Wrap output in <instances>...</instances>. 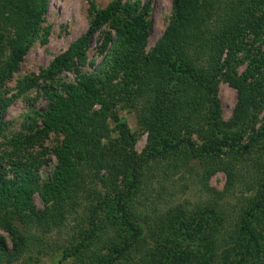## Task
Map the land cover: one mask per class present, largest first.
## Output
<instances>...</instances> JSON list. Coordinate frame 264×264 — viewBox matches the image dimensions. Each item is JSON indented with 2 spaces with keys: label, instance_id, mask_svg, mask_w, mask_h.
<instances>
[{
  "label": "trees",
  "instance_id": "1",
  "mask_svg": "<svg viewBox=\"0 0 264 264\" xmlns=\"http://www.w3.org/2000/svg\"><path fill=\"white\" fill-rule=\"evenodd\" d=\"M48 1L0 0V134L11 102L3 86L36 40ZM150 11V1L140 6L115 0L45 71L44 78L52 79L70 70L104 24L115 29L117 38L95 73L78 84L46 89L47 108L38 113L43 127L35 136L53 130L65 135L54 150L59 162L52 178L40 186L32 169L35 159L14 152L13 176L6 177L0 157V226L14 242L9 250L0 236V264L15 262L29 245L33 227L49 232L64 224L80 204V193L90 192L83 168L96 171L103 193L91 189L87 226L65 248L64 257H73L75 264H184L178 253L180 234L199 240L196 264H264V121L257 126L264 85L253 81L258 70L264 75V52L255 68L236 69L247 33L264 35V0H174L170 24L146 53ZM221 81L238 91L230 120L222 117ZM123 100L136 109L140 128L148 132L140 154L134 149L136 133L116 110ZM110 119L118 130L115 138ZM218 170L226 171L234 184L242 182L241 173H254L249 188L257 192L242 197L231 213L211 202L196 209L182 204L161 209L147 202L150 188L164 189L177 175L195 174L216 192L207 183ZM102 171L106 174L99 176ZM35 191L44 198V209L33 204ZM104 209L115 214L118 230L115 222L112 229L103 220ZM216 209L220 211L208 217ZM226 216H233L231 222ZM105 249L110 253L104 254Z\"/></svg>",
  "mask_w": 264,
  "mask_h": 264
},
{
  "label": "rangeland",
  "instance_id": "2",
  "mask_svg": "<svg viewBox=\"0 0 264 264\" xmlns=\"http://www.w3.org/2000/svg\"><path fill=\"white\" fill-rule=\"evenodd\" d=\"M115 0H49L48 10L44 14L42 28L32 43L23 59L19 62L17 69L7 78L3 86L4 96L11 99L3 113V121L6 127L0 134V157L6 165V177L13 176L12 152L19 153L22 158L30 156L35 159V167L32 169L38 173V183L43 186L46 181L52 178L57 169L58 157L55 148L61 144L65 135L55 130L41 137L36 135V131L43 127L39 114L47 108L48 100L46 89L49 87L59 88L61 84H78L85 79L87 74H92L105 62V58L114 39L117 38L115 29L108 22L104 24L89 40L84 58H78L72 64L70 70H63L52 79H45L44 73L51 63L58 56L65 53L75 42L82 39L88 32L97 12L106 9ZM151 2V11L148 16L149 28L148 39L145 52L149 53L163 35L165 29L170 24L173 15L174 0H122L123 3L144 5ZM125 20L124 15L121 16ZM112 37V40L110 39ZM245 45V46H244ZM243 48L239 50L236 58V69L239 73L255 68L257 60L264 52V35L256 37L248 32L244 40ZM9 50L4 51L2 59L8 58ZM258 70L253 81L256 84L264 85V75ZM37 79V80H35ZM35 81V82H34ZM29 82L33 85L29 86ZM118 83V79L114 84ZM218 97L221 104L222 117L230 120L233 116L238 100V91L227 82L221 81L219 84ZM260 110V126L264 121V100H262ZM100 105L96 104L95 108ZM116 110L128 123L131 132L136 133L137 140L135 151L140 154L148 143V132L140 128L137 120L136 109L132 108L127 101L123 100L116 106ZM111 136H118V130L114 122L110 119ZM197 138V137H195ZM23 142L16 146L18 140ZM246 140H249L247 134ZM106 141V140H105ZM108 141V140H107ZM19 151V152H18ZM18 157V156H17ZM264 158V156H263ZM79 166V165H78ZM77 166V167H78ZM86 176V188L81 192L80 204L66 216V220L61 227H56L49 232H43L33 227L32 236L28 233L29 245L23 250L19 257H16L12 264H75L73 257H64L65 248L69 246L85 229L87 224L85 218L88 211L89 199L92 190L103 193L102 182L97 178L96 171L82 169ZM106 174L102 171L99 176ZM254 173H248L243 177L241 173L237 184L230 183L226 171L218 170L209 179L207 185L216 192L209 191L204 187L203 181L195 174L184 177L177 175L174 180L168 181L165 188L156 186L154 190L147 191V202L153 201V207L171 208L180 204L188 209L203 207L209 202L218 206L221 210L231 213L235 207H239L242 197L255 194L257 190L250 189L254 185ZM249 189V190H248ZM33 204L37 209H44L46 202L39 191L32 194ZM146 200V199H145ZM237 205V206H236ZM151 209V208H150ZM211 211L208 217H214ZM103 220L110 224L116 223L115 230H118V219L107 209L102 210ZM226 221L231 222L233 216H226ZM117 220V221H116ZM113 229V228H112ZM0 236L5 240L9 250L14 247V242L9 231L0 226ZM118 239V238H117ZM181 246L178 247L179 256L183 258L184 264H196L200 256L199 240L186 239L182 234L178 236ZM118 243L117 241L115 244ZM158 244L155 243L154 246ZM190 247L192 252L190 253ZM204 251V250H203ZM104 254L110 253L103 250ZM8 264V263H4Z\"/></svg>",
  "mask_w": 264,
  "mask_h": 264
}]
</instances>
